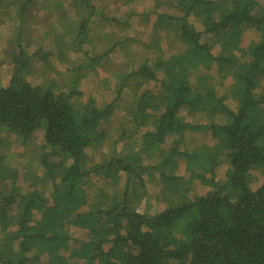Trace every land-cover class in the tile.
<instances>
[{"label": "trees", "instance_id": "obj_1", "mask_svg": "<svg viewBox=\"0 0 264 264\" xmlns=\"http://www.w3.org/2000/svg\"><path fill=\"white\" fill-rule=\"evenodd\" d=\"M70 1L79 9L76 32L56 50L43 43L29 50L32 39L25 35L34 0H0L7 10L2 18L11 16L16 28L3 53L11 74L8 84L0 85V132L14 131L26 142L37 129L45 130L42 171H35L28 189L19 183L22 167L9 164L7 154L0 156V264H264V181L251 188L252 171L264 167V5L260 0H177L170 4L176 13H152L155 39L147 47L157 54L132 59L127 73H118L113 100L100 103L93 95L83 99L81 79L118 45L144 41L126 35L110 49L90 54L85 45L94 23L119 17L93 0ZM137 14L148 21V14ZM193 15L202 28L192 23ZM163 29L183 51L163 53ZM247 29L259 38L245 44ZM69 51L84 57L69 61ZM52 57L66 65L64 72L34 80L36 64L56 70ZM215 63L222 79L232 77L229 96L236 109L217 92L208 72ZM132 79L157 84L138 93L126 108L128 126L118 123L111 139L103 125ZM220 112L227 114L222 124L214 121ZM189 116L211 121L193 124ZM192 129L211 130L216 142L182 151ZM105 142L110 150L91 159L89 150ZM183 153L205 165L188 177L163 170ZM158 158L155 164L148 161ZM223 162L228 169L221 181L215 171ZM25 169V178L30 177L33 170ZM155 171L158 200L165 206L151 214L139 208L148 192L144 174ZM122 173L126 180L120 186ZM194 181L211 189L192 193Z\"/></svg>", "mask_w": 264, "mask_h": 264}, {"label": "rangeland", "instance_id": "obj_2", "mask_svg": "<svg viewBox=\"0 0 264 264\" xmlns=\"http://www.w3.org/2000/svg\"><path fill=\"white\" fill-rule=\"evenodd\" d=\"M8 1V0H5ZM100 8L106 11L108 14L119 17L118 20L110 21H101L97 24L94 23L93 30L91 32V41L89 45H85L86 49L90 54L95 55L96 52L102 53L108 48L110 49L113 44L119 41L122 37L126 35L129 37L138 38L144 42L129 40L128 43L124 45H118L115 50L110 53V56L107 60H103L101 65H98L94 70L89 71L86 76H84L80 81V89L84 92L83 99L86 100L90 95L96 96L100 103H110L115 97L116 89L118 83H120V76L118 73L124 72L127 73L128 65L132 59L135 57L138 59L151 58L157 54L153 48L147 47L148 43H153L155 37L154 32L152 31L154 27V21L156 20L157 11H170L171 13H176L177 10L171 8L170 4L176 5L177 0H131L129 3H123L120 0H93ZM160 3H159V2ZM264 5V0H260ZM159 6V7H157ZM5 5H0V85H7L9 82V77L11 74V69L7 63H2L5 61L3 56L4 50L8 49L9 36L13 35L16 31V28L12 27L13 20L10 17L3 16L2 13L7 12ZM12 7L11 9H13ZM176 8V7H175ZM77 8L73 7L70 0H34L30 4L29 14H28V24L26 29L27 37L31 38V45L29 50L37 49V46L43 43L46 49L56 50L58 47H62V43L66 42L70 37L69 33L76 32V24H74L73 19L78 16ZM14 12V11H13ZM142 12L148 14V21L145 16L137 14ZM13 16V15H12ZM129 17L128 22H120V19H125ZM15 19V17H12ZM192 23L197 28H202L200 20L198 17L191 16ZM164 34L163 39H159V46L161 50L166 55H170L172 52H181L184 47L182 44L174 43L172 38H168L166 31L163 29L161 34ZM110 35V36H109ZM158 35V34H157ZM126 36V37H127ZM173 38L175 36H172ZM242 40L245 44L249 43L252 40L259 38V34L254 32V30L247 29L243 36ZM64 38H66L64 40ZM59 39H62L58 42ZM145 44V46L143 45ZM153 46V45H152ZM244 46V45H242ZM64 47V46H63ZM213 52L218 54L220 52V46L215 45ZM240 55V52H238ZM84 55L82 52L73 53L69 51L68 59L69 61L78 60L81 61ZM51 62L53 65L52 70L42 69L41 64H36L38 71L34 73V80L38 81L45 77L50 76H59L64 72L66 65L58 58L52 57ZM71 64V62L69 63ZM217 81V92L219 95H226L225 104L231 108L236 109V101L229 96L230 94V85L232 83V77L222 79L220 72L214 66L208 71ZM131 85L126 87L122 92V98L117 103L114 112L112 113L110 119L107 123L103 125L104 128L110 130L111 139L117 136L118 128L116 125L123 124L128 126V116L126 115V108H130L132 101L138 96V93L145 88L154 89L157 82L151 81V83H136V80L132 79L130 81ZM227 114L225 112L216 113L214 116V121L217 123H224L227 119ZM186 120L193 124H207L210 123L207 117L202 116H189ZM44 129H40L32 134V138H28L25 142L23 136L18 135L14 131L5 130L0 132V156L7 154L6 161L9 162L12 166H21L19 168V183L28 189L31 184V177L36 178L35 171H42L40 154L42 151V145L44 143ZM169 140L165 147L170 144ZM216 142V139L212 136V131L209 129H197V130H188L186 133L185 144L182 145L181 150L187 151L190 153L191 150H194L202 145L211 146ZM130 143L129 145H133ZM138 145V143H136ZM129 145L126 147L129 150ZM108 142H105L101 148H94L89 150L90 158L100 159L102 152H108L110 147ZM124 145L122 143L118 144V149H123ZM125 150V152H127ZM130 151V150H129ZM160 160L153 159L148 160L150 163H157ZM148 163V162H145ZM205 162L198 158L197 161L188 159L186 153L178 155L175 158L171 159L169 163L164 166L163 170L167 173L175 172L181 176L188 177L189 173L193 170L203 167ZM27 169L33 170L30 173V177L25 178V167ZM24 169V170H23ZM228 169V164L223 162L216 169V178L218 180L226 179V172ZM161 170V168H160ZM264 167L259 169H254L252 171V180L251 188L257 189L262 182L264 181ZM41 175V174H40ZM144 179L146 181V186L148 189L145 200H143L139 210L146 213H155L164 208L163 202L158 200V190L160 188L158 171H155L150 177L148 174H144ZM126 180V175L122 173V178L120 179L119 185H124ZM194 184V189L192 193L197 195H203L211 189V187H204L200 185L198 181L192 182ZM49 188V187H48ZM140 188V187H139ZM142 189V188H140ZM50 191V189H47ZM143 197V196H141ZM143 199V198H142ZM77 236H82V232H76Z\"/></svg>", "mask_w": 264, "mask_h": 264}, {"label": "crops", "instance_id": "obj_3", "mask_svg": "<svg viewBox=\"0 0 264 264\" xmlns=\"http://www.w3.org/2000/svg\"><path fill=\"white\" fill-rule=\"evenodd\" d=\"M40 129L42 130V129H44V128H40ZM40 129H37V130H40ZM37 130H36V131H37ZM17 134H18V133H17ZM18 135H19V134H18Z\"/></svg>", "mask_w": 264, "mask_h": 264}]
</instances>
